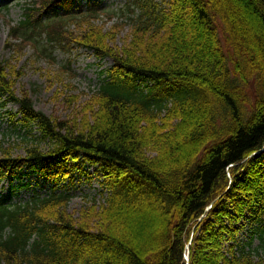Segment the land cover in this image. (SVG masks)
I'll return each instance as SVG.
<instances>
[{"label": "trees", "instance_id": "trees-1", "mask_svg": "<svg viewBox=\"0 0 264 264\" xmlns=\"http://www.w3.org/2000/svg\"><path fill=\"white\" fill-rule=\"evenodd\" d=\"M20 7L8 49L86 48L112 65L81 118L59 120L15 96L21 73L0 61V97L19 104L9 118L20 116L24 143L14 157L0 133V182L31 167L58 183L87 161L102 203L91 228L96 204L77 222L68 191L0 201V264H264V0H132L110 31L97 4ZM125 26L118 47L111 31Z\"/></svg>", "mask_w": 264, "mask_h": 264}, {"label": "rangeland", "instance_id": "rangeland-1", "mask_svg": "<svg viewBox=\"0 0 264 264\" xmlns=\"http://www.w3.org/2000/svg\"><path fill=\"white\" fill-rule=\"evenodd\" d=\"M23 1L0 0V61H9L21 73L16 79L13 92L17 97L26 95L32 102L34 109L48 117L59 120L81 118L83 106L88 102L90 95L98 85V81L103 76L102 70L110 67L112 61L109 58L99 61L92 51L86 48H73L71 52L57 48L52 54L55 62L53 65L46 55L38 58L35 50L29 46L8 49L7 44L11 39H9L7 24H14L19 21L21 17L20 6ZM131 1L71 0L75 9L83 10L91 4H97L99 8L97 24L102 27L103 31H110V28L120 21L121 12H126V5ZM60 10L59 12H61ZM119 29H114L111 33L116 34L115 43L121 47L130 31L127 26L123 30ZM61 67H65V71ZM19 109L18 103L4 101L0 97V133L5 135V146H14V157L24 155V143L20 137L23 129L16 122L20 116L17 115L15 121L9 118L13 114H19ZM31 131L32 134H38L36 127H33ZM39 144L41 147L46 146L44 142ZM75 166L74 169L68 166L64 174L62 173L58 178V183L48 172L40 168L26 167L12 182L7 180L1 182L0 201L5 200L10 204H24L34 197L45 196L54 189L58 192L68 191L70 199L66 211L77 222L84 219V215H90L87 207L96 204L95 216L87 218L89 226L94 228L99 219L96 216L99 205L102 203L103 178L97 164L79 161L75 163ZM242 234L238 236L242 238ZM259 245V239L255 238L252 246L258 247Z\"/></svg>", "mask_w": 264, "mask_h": 264}]
</instances>
